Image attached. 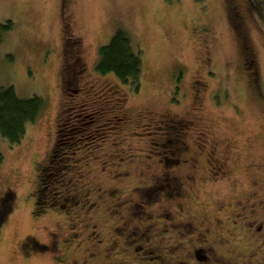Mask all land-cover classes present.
Listing matches in <instances>:
<instances>
[{
    "label": "rangeland",
    "instance_id": "rangeland-1",
    "mask_svg": "<svg viewBox=\"0 0 264 264\" xmlns=\"http://www.w3.org/2000/svg\"><path fill=\"white\" fill-rule=\"evenodd\" d=\"M231 2L244 13L255 75L243 65L242 39L228 19ZM259 13L260 0H0V24L10 22L0 28V86L44 100L20 143L11 145L0 133V264H58L59 241L75 229L69 223L83 222L80 206L75 220L58 224L62 228L31 216L32 197L26 194L40 182L33 164L47 157L57 131L66 137L63 154L52 160L53 170L40 173L42 184L61 195L63 184L51 183L68 177L88 195L92 207L85 224L93 228L92 218L99 217L106 231L107 249L95 263H118L122 252L112 254L108 245L113 231L138 235L148 228L155 246H130L123 264L220 262L200 246L214 247L234 264H264ZM117 29L141 49L136 91L94 69L98 47ZM68 38L78 42L80 67L69 65L74 59L67 63ZM77 68L83 72L73 80L67 71ZM82 91L99 97L96 107L89 104L94 95ZM90 107L98 111L87 123L82 114ZM170 123L184 130L167 146ZM163 176L175 178L179 197L153 196ZM194 247L207 262L193 257Z\"/></svg>",
    "mask_w": 264,
    "mask_h": 264
},
{
    "label": "flooded vegetation",
    "instance_id": "flooded-vegetation-1",
    "mask_svg": "<svg viewBox=\"0 0 264 264\" xmlns=\"http://www.w3.org/2000/svg\"><path fill=\"white\" fill-rule=\"evenodd\" d=\"M228 19H229V22L234 27V29L240 34L239 36L240 40L242 39L243 51H244L243 59L245 58L243 61V65L248 70L249 74L255 75L256 70L253 64L254 60L248 57L250 56V50L248 51L249 47L246 45L247 43L246 31L244 30V27L242 26V23H244V13L241 10H239L237 5L233 2H231L228 6ZM69 37H71V35H69ZM77 43L76 41H72L70 38H68L66 40V44L64 47L65 53L68 58L67 63L69 64V60L71 59L76 60V62H74L72 65L69 64L72 67H76L77 65L81 66L80 64L82 63L80 59L81 53H79V51H76ZM76 71L77 70H73L72 71L73 74ZM253 81L255 82L256 79L254 78ZM168 126L172 130L173 129L180 130V132L184 130V126L182 124L174 125L170 123L167 125V127ZM165 145L170 146L171 144L170 142H168V144H165ZM50 152L47 155V157L44 159V162L42 163L35 162L33 164L34 169L35 168L38 169L39 176H40L41 171L45 170V166L47 165V160L50 155ZM212 153H213L212 151L209 153V157H211ZM174 179L175 178L173 176H163L160 179V183L163 185L162 186L163 188L159 190V193L161 192L162 195L167 199H170L172 196L179 197L181 195L180 193L181 189L178 188L176 181ZM74 186L75 185L73 183V179L65 177L63 179V190H62L63 193L59 195V199L55 196V202L53 204V207H55L56 209H48V208L44 209L43 204H42L43 200L40 197L36 196V191L39 187V184H38V187L36 189L34 188V190L31 191V194L28 195V197L30 198L32 197L31 201L33 204V208L31 211V216L33 217L34 219L33 221L35 222L39 223L41 219L49 220L55 226L62 228V226L58 224L68 222L70 221V219L71 221L75 220V216H77L75 215L76 208L80 206L81 208L79 209H84L82 210L83 211L82 216H84V218L82 219L83 222L81 225H79V223L78 224H75V223L72 224L71 222L69 223V227L71 228L75 227V229L72 234L66 235L65 239H60L59 241V245L61 244L60 246L61 249L58 251V254L56 255L59 258L58 264H99V262L95 263V261H99L100 256L104 257V252L107 249L106 242H105L106 231H105V226L103 225L104 222L101 221V219L99 220V217L96 220L95 218H92L94 220L92 222L93 228L88 229V226L85 224V222L87 221L86 218L88 216V213H91L90 208L92 207V205L90 201L88 200V195L85 192L80 191L79 188H74ZM164 190L165 192H163ZM38 225H39L38 227H40V224ZM35 227L38 228L37 223ZM261 227H262L261 225L258 226L259 229H261ZM93 229L95 230V233L89 236V233L92 232ZM113 235H115V237H113ZM147 237H148V240L145 239V241H141L137 233L134 231H128L127 233L123 235L119 234L118 231L116 230L113 231L112 238L110 239L108 245H109V249L112 252V254L116 252H122L121 256L118 258L117 264L127 263L126 255L128 254V251H129L128 249L130 246H132V250L134 251L142 247L141 246L142 244L148 245L147 248H151L155 246L149 239V229L148 228H147ZM262 239L264 240V233H263ZM133 240H135L137 243L131 244ZM63 241H69L70 246L63 245L64 244V243L62 244ZM89 241L93 242V246L84 247V245L87 244ZM78 245L82 246L81 249H84L86 251V253L83 256L79 255V252L81 251L80 249H77V251H75V246H77L78 248ZM66 249H68L69 251ZM196 249L198 248H195V247L193 248V251H192L193 257L201 262H207L206 260L208 259V257L206 256V254H200L196 251ZM199 249L207 250L210 253H213L215 256L214 259H216L217 257V259L220 261L218 264H234L230 260L225 259L224 256L215 253L214 247L212 246H209V247L200 246ZM65 251L70 252L69 258H67V253ZM178 263L184 264V260H179ZM105 264H114V263L113 261H110V262H106Z\"/></svg>",
    "mask_w": 264,
    "mask_h": 264
},
{
    "label": "trees",
    "instance_id": "trees-1",
    "mask_svg": "<svg viewBox=\"0 0 264 264\" xmlns=\"http://www.w3.org/2000/svg\"><path fill=\"white\" fill-rule=\"evenodd\" d=\"M261 1V8H262V15L259 16L264 19V0ZM262 19V18H261ZM10 26V22H6L4 24H0V28H8ZM1 30V29H0ZM141 49L138 45L132 46L131 39L127 32H125L122 29H117L110 37L109 41L105 44H102L98 47V54H97V61L95 62L94 69L96 73L100 75H106L110 74L114 76L119 82L122 84H129V87L136 91L140 87V73H141ZM82 66V64H81ZM80 67V66H76ZM77 70L74 74L72 71H67L70 73V77L74 80L78 77V73L83 72V69H75ZM81 74H79L80 76ZM74 90H81L80 88H75ZM84 90V89H82ZM82 93L85 96H89L87 94H91L87 92L82 91ZM79 94V92H78ZM94 95V94H91ZM98 96L94 95V100L91 101V103L94 107H96V103L98 101ZM87 98L83 99L81 102L83 105L82 110H86V104H88V101H86ZM44 105V100L38 95H32L26 98H22L17 96L12 86H0V133L4 139H6L9 144L14 145L20 143L22 138L25 134V127L26 123L32 122L36 116L40 113L42 107ZM91 108V107H90ZM93 111L87 114H82L83 118L86 117L88 120L87 123L93 122V116L94 113H97V108H91ZM170 126V125H169ZM166 126V130L169 134L172 135L170 144L176 143L178 140V136L180 133V130L171 129L170 127ZM66 137H58V131L56 133V138L53 143V146L51 148L50 155L47 160V165L45 166V170H53L54 166L52 164L54 163L52 160H55L57 156L60 154L59 150L64 146ZM165 142V143H166ZM61 145V147H58ZM44 162V161H43ZM42 172V171H41ZM40 182L38 183L41 185V187H38L36 191V196L40 197L43 202V208L46 209H56L53 207V204L55 202V196L59 199V195H56L53 191L54 187H51L50 185L48 188H46L45 184L43 185V176L40 174L39 176ZM55 183H58L62 186L63 182H59L57 179V176L55 177L52 185ZM158 186L156 193L153 192V196L158 195L159 190H161L163 185H156ZM51 187V188H50ZM32 191V190H31ZM31 191L27 193V195L31 194ZM61 192V190H60ZM165 192V190L163 191ZM62 193V192H61ZM141 193V192H140ZM160 195L162 193L160 192ZM139 212V213H138ZM137 214H140L141 216H144L146 218V215L148 213L146 211H138ZM143 212H146L143 214ZM135 213H133L134 215ZM149 217V216H148ZM138 237L140 240L144 241L147 239V234L142 232V234H138ZM89 246H93V242L89 241L87 243ZM88 246V247H89ZM77 246H75V251H77ZM68 250V249H66ZM69 251V250H68ZM66 252V251H65ZM67 253V258H69V253Z\"/></svg>",
    "mask_w": 264,
    "mask_h": 264
}]
</instances>
